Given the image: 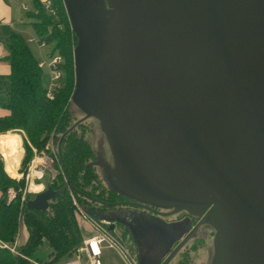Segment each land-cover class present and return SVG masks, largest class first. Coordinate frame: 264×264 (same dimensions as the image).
I'll return each mask as SVG.
<instances>
[{
  "label": "water",
  "instance_id": "obj_1",
  "mask_svg": "<svg viewBox=\"0 0 264 264\" xmlns=\"http://www.w3.org/2000/svg\"><path fill=\"white\" fill-rule=\"evenodd\" d=\"M64 4L78 37L73 99L112 146L114 166L92 163L109 188L161 216L214 209L218 264H264V0ZM65 190L76 191L49 185L27 208Z\"/></svg>",
  "mask_w": 264,
  "mask_h": 264
},
{
  "label": "trees",
  "instance_id": "obj_2",
  "mask_svg": "<svg viewBox=\"0 0 264 264\" xmlns=\"http://www.w3.org/2000/svg\"><path fill=\"white\" fill-rule=\"evenodd\" d=\"M52 2L56 14L48 12L40 0H35L36 10L29 12V16L37 35L47 42H53L50 55L58 52L63 57L62 85L57 89L54 99H49L43 81V67L39 65L28 38L19 31H12L8 39L11 75L7 85V99L3 103L10 114L0 117V133L23 131L26 154L32 152L31 145L43 151L53 142L57 148L51 151V155L56 159L54 162L59 172L58 177L49 185L59 190L69 180L76 191L65 190L58 194L45 211H30L27 201L32 197L31 194H26L22 202L20 194L14 200L7 201L6 189L12 184V179L0 158V240L13 244L21 224L28 231L26 242L18 248L20 254L0 246V264H35L30 261L32 258L46 264L64 261L82 241L75 216L78 205H82V210L93 213L108 206L96 203L95 198L105 203H114L120 197L107 187L96 166L92 164L97 161V155L86 138L87 119L77 120L72 112L76 84L73 44L78 37L71 27L64 0ZM46 25H52L51 30ZM21 209L24 215L19 221ZM44 242L51 248V259L47 262L33 256Z\"/></svg>",
  "mask_w": 264,
  "mask_h": 264
},
{
  "label": "rangeland",
  "instance_id": "obj_3",
  "mask_svg": "<svg viewBox=\"0 0 264 264\" xmlns=\"http://www.w3.org/2000/svg\"><path fill=\"white\" fill-rule=\"evenodd\" d=\"M25 1L29 4V7L27 11L25 10L24 15L27 19V22L30 23L31 17L29 16V12L36 10V3H35V0H25ZM46 28L51 30L52 25H46ZM31 32L33 33V31L31 30L30 32H23V34L24 36L27 37L29 36V33ZM76 44H77V41H74L73 50ZM29 45L33 49L38 60L46 59L48 61L50 59V56L47 53L51 51L53 47V42H48V44L43 48L44 50H42V52H44L43 54L41 52V49L38 47V45L35 42L29 41ZM71 56L73 58V66H74V56L73 54ZM68 64L69 66L72 65L70 58H69ZM50 78H51L50 69L48 65L46 64L45 66H43V81L47 89L49 87ZM71 109L77 120H82L84 118L85 114L77 106V103L75 102L73 98H72ZM86 121H87L86 138L91 142L93 148L95 149L97 160L102 159L110 163L112 166H114L115 159H114V153L112 150V146L110 145V142L108 141L107 136L105 135L100 122L94 117H90ZM9 132H7L8 134H3V136L16 135V136H19L20 139H22V140L19 139L20 140L19 142L22 145V154L17 162V167H18V172H19V175L17 177L11 176L7 172V170H5L8 176L12 179V181H16L14 183L11 181L12 184H10V186L7 187L6 197L8 201L9 190H14L16 192V197L18 194L21 195V202H22V201H25L26 194H31L32 195L31 198H33V196H35L36 193L45 190L48 187V185L51 184L54 181V179H56V177H58L59 170L57 169L55 162H54L56 161V159L54 156L51 155V151L53 150L55 151L57 147L53 142H51L46 146L47 147L46 150L38 151L36 148H34V146L30 144L32 147V152L29 154H26V149L24 147V136H25L24 132L18 131V130L9 131ZM0 158L3 161L4 169H6L5 160H4L2 153H0ZM35 159H39L40 161L37 162V167H35V169L32 170V166H33ZM96 170L101 175V178L104 179L103 168L101 166H97ZM41 172H42V175H41ZM22 180H23V183H21ZM81 207L82 205L79 204L78 210L76 211V214H75L78 225H79V229L81 232L80 234L82 236L81 242H85L84 240H88L89 237L94 236L95 234L98 233V231L95 228L96 224H100L102 227L105 226L103 222L98 221L99 219L98 215H104L105 217H107V218H102L103 220H109L108 219L109 217L110 219L115 218L120 221L130 222V221H135L139 216L138 214L140 213L133 207H123L121 210L118 209L117 211H114V210L112 211L110 209L109 210L105 209V210H100V211L95 210L93 214L92 212L82 210ZM161 209L162 211H169L170 207L167 208L165 206H162ZM23 215H24L23 210L21 209V212L19 215L20 216L19 221L22 220ZM191 215L195 216V214L193 213H191ZM208 215L209 217L207 216L202 217L198 225V228H197V230L200 233H202L203 235H207L204 241V245L201 246V248L197 251L190 249L189 257H186V256L184 257V259L190 258V260L192 261V264H218L219 263L220 251L216 247V238L218 234L217 232V213L214 209H212V211H210ZM148 217L150 218V215ZM183 217H184V214H180V216H177L175 214L169 217H165V219L167 220H165L164 222H169V225L166 227V229L168 231H172L174 227H177L178 225H182L185 220L184 219L180 220V219H182ZM151 218L155 220V217H151ZM205 219L207 220L209 219L212 224L210 223V221L208 222ZM156 226H157V230H154V233L151 234V238H148L149 240H147V242H146L145 237H143L146 234H149L147 230L145 229V227L142 226L141 228L139 225V227L137 226V228H134L135 230L134 232L136 233L138 240L140 242V246H141L140 254H141L142 264H162L165 261V259L169 256V254L173 252L172 247H171L172 241H170L171 236L167 232L161 230L159 228V225H156ZM118 228H121V227L118 226ZM173 232H175V229L173 230ZM27 237H28V234H27ZM6 243L11 244L9 242H6ZM15 243L16 241L13 244ZM86 245L87 243L86 244L84 243V246ZM81 248H83V244H81L79 248L75 249L72 255L68 257L67 259H65L64 261L77 260L78 250ZM82 254H83V251L81 252L80 255ZM33 256L38 259H41L43 262L49 261L51 259V248L48 245V243L44 242L43 244H41L40 247L34 252ZM182 256H183V253L181 257ZM179 258H180V254L173 260V264H178ZM34 259L33 258L30 259V261H32L35 264H46V263L35 261ZM64 261H61L59 263H62ZM59 263H56V264H59ZM101 263L102 264H126L123 258L121 257V255L116 250L108 249V248L103 250V255L101 257Z\"/></svg>",
  "mask_w": 264,
  "mask_h": 264
},
{
  "label": "built area",
  "instance_id": "obj_4",
  "mask_svg": "<svg viewBox=\"0 0 264 264\" xmlns=\"http://www.w3.org/2000/svg\"><path fill=\"white\" fill-rule=\"evenodd\" d=\"M41 1L48 12L56 14V9L53 6L52 0ZM23 8L27 9L28 5L24 3ZM28 40L35 42L39 48H43L48 44L46 39L38 35H30ZM49 56L50 59L48 61L46 59L39 60V65L43 67L47 64L50 69L51 78L47 89V96L49 99H54L57 89L61 87L63 82L64 73L61 67L63 57L58 52ZM14 198H16V192L14 190H9L8 201ZM98 221L103 222L105 226L102 227L100 224H96L95 228L98 233L89 237L88 240H84L85 242H81L77 246V248H79V246L83 244V248L78 250L77 260H67L59 264H102L101 257L103 255V250L106 248L116 250L126 264H142L139 246L131 233H125L118 228L116 223L110 220L101 219ZM111 226H113V228H111ZM84 243H87V245L84 246ZM0 246L9 248L15 254H20L16 244H8L0 240ZM82 251L83 254L80 255Z\"/></svg>",
  "mask_w": 264,
  "mask_h": 264
},
{
  "label": "flooded vegetation",
  "instance_id": "obj_5",
  "mask_svg": "<svg viewBox=\"0 0 264 264\" xmlns=\"http://www.w3.org/2000/svg\"><path fill=\"white\" fill-rule=\"evenodd\" d=\"M103 171H104V169H103ZM103 181L105 182L107 187H109L108 183L105 181V175H104ZM117 194H119V193H117ZM119 195H120L121 198L118 197L119 199H117V201H115L114 203H124V204L120 205V206H115V205L107 206L106 209L107 210L110 209L112 211L113 210L117 211L118 209L121 210L123 207H133L137 211L140 212L138 214L139 216H138V218L135 221H130V222L120 221V220L115 219V218L110 219L109 217H108V219L110 221L114 222V223H117V225L122 228V229L121 228L120 229L122 231H124L125 233H131L133 238L135 239L136 243L138 244L139 249H140L141 246H140V242L138 240V237H137L136 233L134 232L135 231L134 228H137V226L139 227V225H140L141 228H142V226L145 227V229L147 230V232L149 234H146L143 237H145L146 242H147V240H149L148 238H151V234L154 233V230H157V226L156 225H159V228L161 230L167 232L171 236L170 241H172L171 247H172V251L173 252L177 249V247L179 245L182 244V247L180 248V250L177 252V254L172 258V260L168 264H173V260L179 254H180V258H179L178 264H192V261L190 260V258H185L184 259V257L185 256L189 257L190 249L197 251V250H199L201 248V246L204 245V241H205L207 235H203L202 233H200L197 230L198 225H199V223H200V221H201L203 216H194V215H191L190 213H188L186 211L181 212L179 214H176L177 216H180V214H184V217L182 219H180V220L184 219L185 221H184V223L182 225H178L177 227L173 228V230L175 229V232H173V230L172 231H168L166 229V227L169 225V222H164V221L167 220V219H165V217H169V216H161L159 214H156V213H154L152 211H149V210H146V209H143V208L126 205L125 204L126 202L134 201V199H131V198L125 196V195H121V194H119ZM122 199H124V200H122ZM95 202L99 203L100 205H105L104 204L105 202H103L99 198H95ZM154 208H156L157 210H159L161 212H169L170 211V210L169 211H162L161 208H157V207H154ZM146 214H148V215H146ZM149 215H150V218L148 217ZM98 216H99V219L107 218L104 215H98ZM151 217H155V220H153ZM139 234H140V232H139ZM182 253H183V256L181 257Z\"/></svg>",
  "mask_w": 264,
  "mask_h": 264
},
{
  "label": "crops",
  "instance_id": "obj_6",
  "mask_svg": "<svg viewBox=\"0 0 264 264\" xmlns=\"http://www.w3.org/2000/svg\"><path fill=\"white\" fill-rule=\"evenodd\" d=\"M24 3L29 7V4L25 0H0V117H4L10 114V111L3 106V103L7 99L6 91L11 75V64L9 60L10 51L8 48L9 36L12 31H19L23 33L30 32L31 30L33 31V33H29V36L37 35L32 27V24L27 22V19L24 15L25 10L27 11L28 9L23 8ZM29 36H27V38H29ZM43 48H40L41 52L42 50H44ZM50 52H48L47 54L50 55ZM43 53L44 52H42V54ZM2 136L3 133H0V140L2 139ZM0 153L2 152L0 151ZM1 195L2 192L0 191V198ZM27 234L28 231L25 225L21 224L19 234L15 243L17 247L26 242L27 238L25 237H27Z\"/></svg>",
  "mask_w": 264,
  "mask_h": 264
},
{
  "label": "bare ground",
  "instance_id": "obj_7",
  "mask_svg": "<svg viewBox=\"0 0 264 264\" xmlns=\"http://www.w3.org/2000/svg\"><path fill=\"white\" fill-rule=\"evenodd\" d=\"M19 139L20 137L16 135H5L0 140V151L2 152L6 161L7 172L13 177H17L19 175L17 162L22 152V145L19 142L21 139ZM39 161V159H35L32 170L37 167V162Z\"/></svg>",
  "mask_w": 264,
  "mask_h": 264
}]
</instances>
